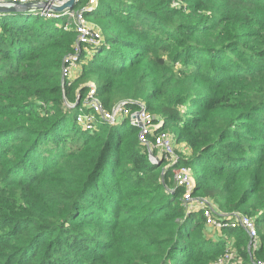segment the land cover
Returning <instances> with one entry per match:
<instances>
[{
	"label": "trees",
	"instance_id": "obj_1",
	"mask_svg": "<svg viewBox=\"0 0 264 264\" xmlns=\"http://www.w3.org/2000/svg\"><path fill=\"white\" fill-rule=\"evenodd\" d=\"M84 15L102 42L80 54L64 88L76 30L0 15V264H215L227 242L238 247L229 264H256L264 258V0H97ZM91 89L108 110L141 100L150 138L172 130L190 153L173 164L151 160L127 119L83 127L76 117ZM78 95L75 108L65 104ZM180 164L192 169L194 194L255 218L261 245L252 255L241 227L207 237L173 179Z\"/></svg>",
	"mask_w": 264,
	"mask_h": 264
},
{
	"label": "built area",
	"instance_id": "obj_2",
	"mask_svg": "<svg viewBox=\"0 0 264 264\" xmlns=\"http://www.w3.org/2000/svg\"><path fill=\"white\" fill-rule=\"evenodd\" d=\"M18 3L28 2H46L49 4L60 5L65 0H0ZM79 5V4H78ZM97 5V0H88L85 3L76 6L73 9L64 12H55L49 8H44L37 13L45 18L57 19L65 17L66 20L62 24L64 28L73 27L76 30V39L73 52L67 55L61 67V78L64 85L71 84L75 79L80 67V54L86 52L89 54L90 47L95 46L102 39L101 34L96 26L88 21L84 13L92 11ZM83 103L90 108L87 111L83 106L79 107L77 114V122L86 128L93 127L97 117L115 123L117 119H127L130 125H134L138 129V139L146 144L147 149L153 152V156L149 155L151 160L163 157L168 163L173 164L178 162V155L176 153L180 146L172 145L170 133L165 130L159 131L150 138L153 122L152 116L147 111L144 104L139 103L138 108L131 109L125 105L119 106L116 104L111 110L103 107L100 100L94 95L91 89L83 100ZM187 153L190 150L187 146L184 147ZM149 152V151H148ZM173 179L177 186L183 188V201L186 205L187 211H201L205 218L207 227L216 230H225L229 228L241 227L248 236L247 251L252 253L257 250L260 245V235L257 228L256 220L241 211H234L232 213H222L219 211L217 205L208 197L194 198V184L192 178V169L186 165H179L173 168ZM237 257V251L233 248L231 243L226 244L222 255L216 260L215 264H229ZM256 264H264V258L257 260Z\"/></svg>",
	"mask_w": 264,
	"mask_h": 264
},
{
	"label": "water",
	"instance_id": "obj_3",
	"mask_svg": "<svg viewBox=\"0 0 264 264\" xmlns=\"http://www.w3.org/2000/svg\"><path fill=\"white\" fill-rule=\"evenodd\" d=\"M78 0H65L60 5L49 4L46 2H28V3H18V2H10V1H1L0 2V15L7 13H34L38 12L44 8H49L55 12H64L66 10H70L76 7ZM62 87L64 85L63 79L61 78ZM65 104L70 108H75L80 101V96L78 95L75 103L69 105L64 98ZM129 101H121L119 102V106L126 105ZM149 155L153 156V152L149 150ZM158 160V158L156 159ZM162 161L159 160L160 164Z\"/></svg>",
	"mask_w": 264,
	"mask_h": 264
},
{
	"label": "rangeland",
	"instance_id": "obj_4",
	"mask_svg": "<svg viewBox=\"0 0 264 264\" xmlns=\"http://www.w3.org/2000/svg\"><path fill=\"white\" fill-rule=\"evenodd\" d=\"M28 16L30 17V18H35L36 16H39L41 19L43 18H45V17H43V16H41V15H38L37 13H32V12H30V13H28ZM65 20H66V18L65 17H59V18H57V21H58V23L59 24H63L64 22H65ZM90 23H92L91 21H89ZM93 24V23H92ZM94 25V24H93ZM101 42H102V40H100L99 41V43L97 44V45H99V44H101ZM97 82L98 81H96V84H97ZM67 102V101H66ZM139 103H142V104H144V102H142L141 100H139ZM149 112V111H148ZM149 114H150V112H149ZM151 115V114H150ZM152 116V115H151ZM153 128V127H152ZM166 132H169L170 133V138H171V141H172V145H174V146H180L178 149H177V151H176V153H177V155H178V161L181 159V158H184L185 156H187V152H185V153H182V149H185L184 147L186 146L183 142H178L177 141V139H176V134H175V132H171L172 130H165ZM177 163V162H176ZM181 165V164H180ZM179 166V165H178ZM177 166V167H178ZM196 197H200V195L199 194H194V198H196ZM196 212H200L201 214H202V217H203V223H202V226H203V228L206 226L207 227V225H206V223H205V218H204V216H203V213L201 212V211H199V210H197ZM243 213V212H242ZM206 232V235H207V237H209V238H217V237H219V238H222V237H225L226 236V232H225V230H216V229H213V228H211V229H209V231H205ZM214 241H217L216 239L214 240ZM233 248L234 249H237L238 247H237V245L236 244H233Z\"/></svg>",
	"mask_w": 264,
	"mask_h": 264
},
{
	"label": "crops",
	"instance_id": "obj_5",
	"mask_svg": "<svg viewBox=\"0 0 264 264\" xmlns=\"http://www.w3.org/2000/svg\"><path fill=\"white\" fill-rule=\"evenodd\" d=\"M182 152L183 153H185L186 152V150L185 149H182ZM209 229H211L210 227H208ZM214 239V238H213ZM216 239V238H215Z\"/></svg>",
	"mask_w": 264,
	"mask_h": 264
}]
</instances>
